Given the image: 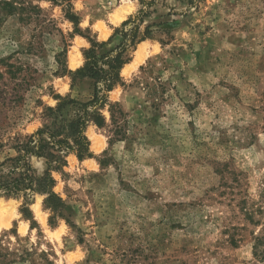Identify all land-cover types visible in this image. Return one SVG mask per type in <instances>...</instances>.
I'll return each mask as SVG.
<instances>
[{"label": "rangeland", "instance_id": "obj_1", "mask_svg": "<svg viewBox=\"0 0 264 264\" xmlns=\"http://www.w3.org/2000/svg\"><path fill=\"white\" fill-rule=\"evenodd\" d=\"M132 29L120 80H98L126 135L110 143L107 104L92 156L52 171L64 208L0 194V264H264V0H0V169L58 96L92 99L95 79L62 68L92 39L107 69Z\"/></svg>", "mask_w": 264, "mask_h": 264}, {"label": "trees", "instance_id": "obj_2", "mask_svg": "<svg viewBox=\"0 0 264 264\" xmlns=\"http://www.w3.org/2000/svg\"><path fill=\"white\" fill-rule=\"evenodd\" d=\"M59 2V0H52ZM11 12L15 9L9 2ZM66 17L71 20L76 28L75 32L80 33L78 26L79 16L73 13L67 5ZM25 7H20L24 10ZM130 31L129 40L124 44L119 52L110 57L109 54H102L101 57L108 60V68L100 65L98 55L94 54L97 43L92 41V48L86 52V63L76 69L70 70L67 67L62 68L63 74H69L73 80L80 77H89L95 79L94 94L90 101L80 102L74 98L58 96L59 102L56 106H48L45 116L48 122L38 131L24 139H19L13 146L17 152L16 156L8 158L6 162L10 164L7 172L0 169V194L15 196L24 192H39L47 196L46 202L49 208L58 210L65 207L64 200L54 192L55 178L52 175L53 170H63L67 164L66 156L69 151L75 152L79 158L92 156L90 151V141L85 132L90 122L95 123L98 127L108 125L106 116L102 109L109 104L110 121L112 136L110 143L124 138L126 135V126L128 124L127 114L117 104L108 102L107 93H102V87L98 80H103L104 89L109 91L120 80V69L128 61L127 50L138 42V29ZM126 33V32H125ZM67 43V42H66ZM68 46V44H66ZM67 52V49H65ZM58 54L57 56H60ZM16 75V71L12 72ZM73 112V115L67 116ZM35 154L46 159L47 169L42 175L35 172L34 168L28 161V156Z\"/></svg>", "mask_w": 264, "mask_h": 264}, {"label": "bare ground", "instance_id": "obj_3", "mask_svg": "<svg viewBox=\"0 0 264 264\" xmlns=\"http://www.w3.org/2000/svg\"><path fill=\"white\" fill-rule=\"evenodd\" d=\"M118 18H119V16H118ZM138 62V61H137ZM78 63H79V56L78 57H76V56H71V65L74 67V66H76V65H78ZM96 145V144H95ZM97 146V145H96ZM95 146V147H96ZM2 206V205H1ZM0 206V207H1Z\"/></svg>", "mask_w": 264, "mask_h": 264}]
</instances>
